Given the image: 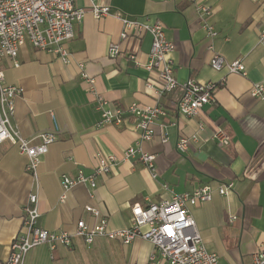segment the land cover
Masks as SVG:
<instances>
[{
    "label": "crops",
    "instance_id": "1",
    "mask_svg": "<svg viewBox=\"0 0 264 264\" xmlns=\"http://www.w3.org/2000/svg\"><path fill=\"white\" fill-rule=\"evenodd\" d=\"M92 2L110 7L111 15L97 19L88 10L82 21L74 23L68 63L29 43L22 48L19 67L0 58L4 84L22 90L14 127L33 144H39L43 134L56 135L39 166L37 182L26 172L27 159L18 148L9 141L0 145V260L8 258L12 241L24 231L30 195L38 197L37 223L42 229L73 232L79 221L93 226L97 219L86 211L90 206L116 232L131 226L135 204L161 203L210 186L212 200L189 208L206 249L218 256L220 264L251 263L264 243V101L250 93L253 85H264L260 43L264 0H208L213 9L208 24L217 33L215 39L191 1L78 0L76 5L88 9ZM118 15L161 22L175 44L169 56L175 78L180 83L190 79L217 83L215 101L196 117L180 115L177 105L183 89L158 95L157 75L148 70L151 36L122 41L124 28ZM111 43L120 44L122 56L109 57ZM214 53L227 62L242 60L246 75L214 70L210 64ZM84 74L95 80L96 91L112 106L125 109L138 104L164 110L153 126L154 139L141 143L143 152L155 156V178L139 154L124 161L126 149L140 141L133 117L127 116L121 125L98 126L101 114ZM150 81L152 88L147 86ZM218 129L229 135L228 145L215 140ZM182 138L190 140L185 152L177 148ZM108 156H115L118 163L108 175L96 176L95 188L81 184L64 194V176L75 178L80 172L90 176L99 158ZM230 183L231 191L220 195L219 187ZM153 252L154 246L140 238L129 245L98 237L89 246L74 237L70 248L31 249L23 263L150 264Z\"/></svg>",
    "mask_w": 264,
    "mask_h": 264
},
{
    "label": "built area",
    "instance_id": "2",
    "mask_svg": "<svg viewBox=\"0 0 264 264\" xmlns=\"http://www.w3.org/2000/svg\"><path fill=\"white\" fill-rule=\"evenodd\" d=\"M78 0H0V58H8L13 65H21V51L27 44L35 49L47 51L59 55L64 63L69 62L67 44L74 37L73 25L84 18L89 10L97 18L101 19L111 15V8L94 4L88 9L76 5ZM191 1L200 13L211 38L217 36L209 23L213 15V9L208 0ZM264 12V8H263ZM123 24L121 40L126 41L134 36L149 34L152 38L150 62L148 70L157 75L158 95L170 93L178 88L183 89V94L178 102L177 110L180 115L188 118L200 114L205 105L215 101L217 83H198L190 79L180 83L174 76V63L170 55L175 51V44L169 40L161 22L153 24L138 19L117 16ZM260 43L264 45V27L260 33ZM122 48L119 43L109 45V57L112 59L122 56ZM135 59V54H130ZM211 67L216 71L226 69L228 74L246 75V67L242 60L227 62L218 53H214L211 59ZM4 74L0 71V145L9 141L15 145L20 154L26 157V172L33 179L38 180V169L43 157L48 153L50 144L56 139L54 133H46L40 136V143L33 144L26 139L14 127L12 119L16 112V101L21 96L22 90L16 86L4 84ZM83 77L90 82V91L95 95L96 110L101 114L98 126L121 125L127 116L135 119V125L140 130L138 145L126 149L124 161H128L140 155V160L150 170L153 178L156 177L155 156L141 150L142 142H151L154 139L155 122L164 114L160 106L143 107L132 104L122 109L112 106L109 101L98 94L94 86L95 80L86 74ZM148 88L154 86L153 81L147 83ZM255 98L264 101V85L255 84L250 91ZM215 140L219 145H228L230 137L223 130L218 129ZM195 140V139H194ZM167 141L165 137L164 142ZM190 140L182 138L177 145L178 150L185 152ZM115 156L100 157L99 164L94 173L85 176L82 172L75 178L64 176L62 188L64 194L67 190L81 184H89L95 188L96 176L108 175L117 165ZM233 184H224L218 189L220 195H226L231 191ZM62 194V201L65 195ZM213 189L204 186L192 193L174 195L171 200L161 203H148L146 206L135 204L131 208L132 224L129 228L112 231L108 229V220L101 217L100 212L88 206L86 211L97 219L93 226L79 221L73 232L62 231L58 233L38 227L40 213L38 210V197L30 195L29 202L24 209V231L16 236L10 245V253L7 259L0 260V264H24L28 252L41 245H48L54 250L58 246L70 248L72 238L81 237L90 246L98 237L120 240L129 244L140 238L149 241L154 246V252L150 255V264H220L216 254L209 252L197 229L196 222L190 207L208 203L212 200ZM236 220V217L233 218ZM249 264H264V243L262 249L253 253Z\"/></svg>",
    "mask_w": 264,
    "mask_h": 264
}]
</instances>
